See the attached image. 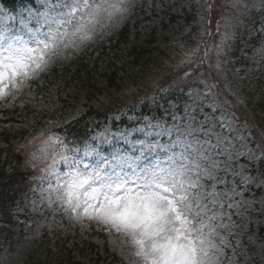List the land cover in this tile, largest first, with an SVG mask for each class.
Here are the masks:
<instances>
[{"label": "rangeland", "instance_id": "rangeland-1", "mask_svg": "<svg viewBox=\"0 0 264 264\" xmlns=\"http://www.w3.org/2000/svg\"><path fill=\"white\" fill-rule=\"evenodd\" d=\"M68 2L25 1L18 14L10 13L0 2V66L11 63L13 54L25 45L42 47L39 42L50 39L57 21L69 19L67 8L62 7ZM212 2L126 0L127 11L103 19L90 40L49 55L43 71L5 82L6 92L0 95V148L7 146L4 134L13 136L14 152L21 157L30 184L29 192L13 204L21 231L12 248L0 250V264H31L33 260L45 264H150L137 254L140 247L129 232H118L113 225L86 216L82 209L73 211L59 193L50 191L76 172L97 181V173L112 176L109 162L115 156L133 165L123 172L115 169L129 179L130 187L138 183L134 173L197 161L211 173L203 181L205 188L220 194L218 204L210 205L208 213L218 217L212 222L219 249L212 253L216 264H264V233L260 231L264 228V121L251 114L254 111L264 118V0H216L211 15ZM261 7L262 18L257 22L253 15ZM192 12L196 21L187 23L185 17ZM171 16L179 17L172 22ZM127 23L129 41L114 49L112 38ZM211 28L214 39L210 37L209 46ZM146 43L153 52H161L156 62L158 76L126 84L118 95L121 101L152 103L161 98L155 92L162 77L172 76L167 83L183 84L198 63L203 65L195 74L199 84L178 100L167 102L161 116L120 113L117 123L104 124L81 146H70L56 129L85 110L88 99L81 85H76L78 73L88 67L102 88L108 65L114 62L122 75L131 59L130 48ZM82 60L87 64L79 70L76 62ZM206 71L209 78H217L204 81ZM87 75L86 71L79 73L80 79ZM101 98L98 95L96 100ZM147 123L155 126L150 136L135 131ZM121 133L129 138H122ZM61 155L68 161L61 160ZM5 161H11L6 152L0 165Z\"/></svg>", "mask_w": 264, "mask_h": 264}, {"label": "snow or ice", "instance_id": "snow-or-ice-1", "mask_svg": "<svg viewBox=\"0 0 264 264\" xmlns=\"http://www.w3.org/2000/svg\"><path fill=\"white\" fill-rule=\"evenodd\" d=\"M62 7L67 8L69 19L57 21L58 27L49 34L50 39L39 42L42 47L25 45L13 54L11 63L0 66V95L6 92V81L43 71L49 55L90 40L103 19L111 20L127 11L126 0H69ZM154 127L147 123L135 131L147 137ZM121 136L129 138L124 133ZM60 159L68 161L67 156L61 155ZM109 163L113 165L112 176L97 173V181L76 172L69 174L71 180L58 182L50 191L59 193L73 211L82 209L86 216L91 214L113 225L118 232H129L140 247L137 254L150 264H216L212 253L219 249L214 242L217 232L212 222L218 217L208 213L210 205L218 204L220 194L205 188L203 181L210 177V172L194 160L167 168L154 167L143 174L134 173L138 183L130 187L129 179L115 169L123 172L133 165L121 156ZM54 174L59 181L58 173ZM220 240L223 243L222 237Z\"/></svg>", "mask_w": 264, "mask_h": 264}, {"label": "trees", "instance_id": "trees-1", "mask_svg": "<svg viewBox=\"0 0 264 264\" xmlns=\"http://www.w3.org/2000/svg\"><path fill=\"white\" fill-rule=\"evenodd\" d=\"M4 3L7 6H13L15 2L13 0H4ZM126 31H128L127 28H125L124 32L122 33L121 41L127 40ZM132 51L134 54H136L134 56L135 63L133 67L137 65L139 70H137L136 75L142 71V73H145L146 68L149 67L150 61H152L150 59L157 58L156 56H153V54H149L147 49L143 48L142 46H140L139 49L134 47ZM126 83V79L121 78L120 82L118 81L116 73H112L108 78V86L106 87L108 91L107 98L97 105H90L86 113L80 119L67 125L66 132L69 133L73 139H76L79 142L83 141L89 133L88 128L91 122H103L105 119H107L108 114L112 111L110 110L111 107H121L124 105V101H121L122 99L118 98L117 95H119L122 87L126 85ZM93 95H95V93H93ZM108 99L109 101H107ZM112 103L116 105L112 106ZM146 106L147 105H143L142 107L144 111L153 110V108L147 109ZM24 180L25 177L22 172L14 170L13 172L8 173L3 168H0V214L1 219L4 222V225L0 227V235L3 237V240L6 243H11L15 238V232L12 228L13 222L11 221V217L13 216L11 215L10 208L15 198L19 196L24 190Z\"/></svg>", "mask_w": 264, "mask_h": 264}]
</instances>
